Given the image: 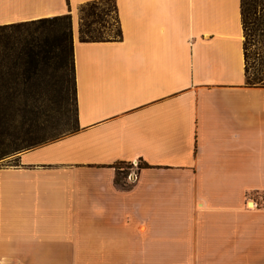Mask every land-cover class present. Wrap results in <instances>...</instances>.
<instances>
[{"label": "crops", "instance_id": "1", "mask_svg": "<svg viewBox=\"0 0 264 264\" xmlns=\"http://www.w3.org/2000/svg\"><path fill=\"white\" fill-rule=\"evenodd\" d=\"M88 1L0 0V25L70 16L77 121L0 163V264H264L241 0H113L121 37L81 41Z\"/></svg>", "mask_w": 264, "mask_h": 264}, {"label": "rangeland", "instance_id": "2", "mask_svg": "<svg viewBox=\"0 0 264 264\" xmlns=\"http://www.w3.org/2000/svg\"><path fill=\"white\" fill-rule=\"evenodd\" d=\"M255 6L256 16L264 19V0H257ZM95 10L101 19L92 23L90 28L112 37L118 29L113 2L101 0ZM254 27L255 32L243 31L247 82L260 84L264 83V22L259 19ZM70 29L72 21H67V25L64 21H45L0 30V153L8 152L0 163L13 164V157L18 152L76 129ZM42 36L55 39V46L62 49L63 67L53 68L47 57L28 68L22 64L20 55L25 40ZM122 166L125 169L133 167L132 164Z\"/></svg>", "mask_w": 264, "mask_h": 264}, {"label": "trees", "instance_id": "3", "mask_svg": "<svg viewBox=\"0 0 264 264\" xmlns=\"http://www.w3.org/2000/svg\"><path fill=\"white\" fill-rule=\"evenodd\" d=\"M100 1L101 0H92V1L85 2L79 6V13H80L79 37H80L81 41H100V40H109V39H115V38L121 37V32H120L119 28L117 29L116 32H114L112 37L103 36L100 31H96V30L90 28V25L92 23L96 22L98 19H101V16L95 10L96 6L98 5V3ZM111 1L113 2V0H111ZM256 2H257V0H241L240 7H241V19H242L243 31H245L246 29H250V32H255L256 28L254 26L256 25L257 21L260 19V21L264 22L263 18L256 16V6H255ZM113 5H114V3H113ZM83 13H84V16H83ZM81 14H82V16H81ZM89 18H92V19L90 20ZM45 21H64V22H66V25H67V21H68V23H70L71 18L69 15L39 18L36 20L0 25V30H6V29H10V28H19L23 25H27L28 23L45 22ZM247 24L248 25L250 24L251 27L248 28ZM70 27H71V24H70ZM70 31H71V29H70ZM54 41H55V39H50L49 36H42L40 38L30 37V38L26 39L23 46H22V49H21L22 54L20 55L22 64L27 66V68H28L30 65H33L34 62L39 61L43 57H47L48 59H50L52 61L51 64L53 65V68L59 69V68L63 67L62 65H63V63H65V60H63L62 49L57 48L58 46H55ZM70 41H71V59H70V67L71 68L70 69L72 72L73 91H74V97H75V80H74V64H73V52H72V37H71ZM243 48H244V58H245L246 82H247V53H246V50L244 47V42H243ZM15 62H16V59H15ZM257 63H259V62H257ZM257 79H258V81L263 80L262 78H257ZM63 82L64 81H62V83ZM247 83L249 85L264 86V83H260V84H250L249 82H247ZM75 119H76V102H75ZM76 129H77V121H76ZM7 153H8L7 151L1 152L0 153V159L4 158Z\"/></svg>", "mask_w": 264, "mask_h": 264}, {"label": "built area", "instance_id": "4", "mask_svg": "<svg viewBox=\"0 0 264 264\" xmlns=\"http://www.w3.org/2000/svg\"><path fill=\"white\" fill-rule=\"evenodd\" d=\"M137 163H138V161H137V160H134V161L132 162V165L135 166V165H137ZM126 179H127V181H129V182H135L136 179H137V175H136L134 172L130 171V172L127 174V176H126Z\"/></svg>", "mask_w": 264, "mask_h": 264}]
</instances>
